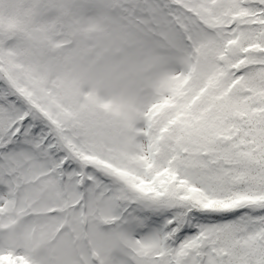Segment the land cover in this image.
Listing matches in <instances>:
<instances>
[{"label": "snow or ice", "instance_id": "6c2138e0", "mask_svg": "<svg viewBox=\"0 0 264 264\" xmlns=\"http://www.w3.org/2000/svg\"><path fill=\"white\" fill-rule=\"evenodd\" d=\"M0 264H264V0H0Z\"/></svg>", "mask_w": 264, "mask_h": 264}]
</instances>
